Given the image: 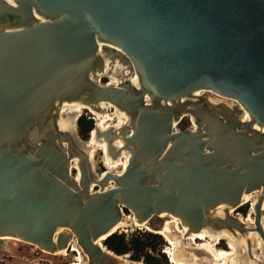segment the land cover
Here are the masks:
<instances>
[{
  "label": "water",
  "instance_id": "obj_1",
  "mask_svg": "<svg viewBox=\"0 0 264 264\" xmlns=\"http://www.w3.org/2000/svg\"><path fill=\"white\" fill-rule=\"evenodd\" d=\"M107 104L127 122L99 130ZM80 106L123 173L96 174ZM248 198L253 225L230 211ZM126 210L264 240V0H0V237L61 253L74 232L89 264H125L98 240Z\"/></svg>",
  "mask_w": 264,
  "mask_h": 264
},
{
  "label": "bare ground",
  "instance_id": "obj_2",
  "mask_svg": "<svg viewBox=\"0 0 264 264\" xmlns=\"http://www.w3.org/2000/svg\"><path fill=\"white\" fill-rule=\"evenodd\" d=\"M105 45L114 48L124 54L123 50L116 45L105 42L101 43V47ZM112 65L114 64L112 63V60H110L105 67V73H106V68ZM131 65H132V74L128 77L130 80L135 76V72H136L132 62ZM108 72H112V71L109 70ZM101 80L102 82H104L103 79ZM109 84L117 85L118 81L110 76ZM102 107L106 110V112L97 123V127L99 130H105L110 126L119 127L127 122V118L123 114L110 113L115 110L114 105L107 104V105H102ZM84 109L94 115L95 121L98 118L97 114L94 113L89 107L80 106L78 114L75 115L73 119L74 128L77 130H78V119L82 115V111ZM187 116L190 117L189 114ZM192 125L195 124L193 123ZM95 127H96V122L93 129L90 131L89 137L85 140L87 147L91 146L89 151V157L92 165L94 166L96 174L98 175L99 178H102L108 171L119 174L123 173L127 165L126 155L123 152H120L117 159L112 161L108 154V145L106 141L103 138H100V140L102 141L95 139ZM112 144L116 148L122 146V142L119 139H114L112 141ZM99 150L102 152V162L106 167V170H104L103 172H98L95 167L96 166L95 157L97 151ZM77 161H78L77 157L73 159L72 161L73 168L78 167V165L75 164L77 163ZM73 175L77 179V181H79V177H80L79 168L78 171H76ZM95 185L96 183L91 187L92 191L95 190L94 189ZM107 186H108L107 189L114 187L115 186L114 180L110 179L107 182ZM248 201L252 202V199L248 198L247 200L244 201V203ZM250 210L251 212L247 217V220L243 216H241L242 214L238 215V217L244 221H247L249 224L253 225L254 216H252V213H254L253 212L254 209L252 208V206ZM230 211L232 213L234 212L233 209H231ZM157 216L159 217L160 222L154 225L149 220L140 223L137 220H135L134 218L135 215L133 213L125 212V214L123 215L125 224L118 225V230L119 229L126 230L128 227L137 226V227H145L149 230L162 234L168 242L167 252L169 254L170 261L173 264H260L261 262L264 263V240L261 237L260 233L255 229L248 231L246 234H243L241 236L226 237L219 235L214 238L210 234L198 233L195 231L190 232L189 227L183 226L179 217L174 216L170 213L165 212L164 214H157ZM263 224H264V211H263ZM64 228H68L73 232V230L69 227H61V229L57 230L55 234V239L57 238L59 232L63 231ZM222 239L224 240L226 239L228 241L230 249H224L218 247V243ZM0 240H15V241L26 242L35 245L36 247H39L43 252L48 254H67L68 250L72 249L79 254L78 255L79 259L74 264H87L86 256L84 254L86 252L81 247L80 243L78 242V237L75 235L74 232L72 239L68 242V246L61 253H51L41 248L38 244L11 235L1 236ZM98 244H102L104 246L105 251L124 259L125 264H145L143 262L138 263V262H133V260L131 261L128 258L127 254L115 253L113 250H111L104 244L102 239L98 240ZM2 246H4V244ZM256 256H258V258H256Z\"/></svg>",
  "mask_w": 264,
  "mask_h": 264
},
{
  "label": "rangeland",
  "instance_id": "obj_3",
  "mask_svg": "<svg viewBox=\"0 0 264 264\" xmlns=\"http://www.w3.org/2000/svg\"><path fill=\"white\" fill-rule=\"evenodd\" d=\"M80 118L83 119L82 125H80ZM80 118L78 119V132L83 139H87L90 134L89 125L93 124L94 126L96 121L94 119V115L85 109L82 111ZM192 124L193 122L190 117L186 116L180 122L179 126L181 128H185L191 126ZM95 164L98 172L106 170V167L102 162V152L100 150L96 153ZM99 188V186H95L94 189L97 190ZM250 209L251 201H248L234 210L233 214H242L241 216L247 220V217L251 212ZM126 213H131V211L126 210ZM252 216H254V213H252ZM149 221L152 224H155L160 222V219L157 215H154V217H152ZM120 230L121 231H118L117 233L125 236V241L129 247V251L123 254H127L131 261L133 260V262L152 264L153 262L149 263L147 259L148 255H150V257H152L151 261H154L157 264H173L170 261L169 254L167 252L168 242L163 235L145 227L137 226L128 227L126 230ZM3 244L4 246H2ZM138 246L144 247V250L138 251ZM218 247L230 249L226 239H222L218 243ZM78 255L79 254L72 249H69L67 254H48L43 252L39 247L26 242L0 240V264H74L79 259ZM256 258H258V256H256ZM260 264L264 263L261 262Z\"/></svg>",
  "mask_w": 264,
  "mask_h": 264
},
{
  "label": "trees",
  "instance_id": "obj_4",
  "mask_svg": "<svg viewBox=\"0 0 264 264\" xmlns=\"http://www.w3.org/2000/svg\"><path fill=\"white\" fill-rule=\"evenodd\" d=\"M83 118V117H81ZM80 118V125L83 124V119ZM93 124H90L89 125V129L90 131L93 129ZM104 243L105 245L110 248L111 250L119 253V254H123V253H126L129 251V247L125 241V236L124 235H121L119 233H113L112 235H110L109 237H107L105 240H104ZM138 251H143L144 250V247L142 246H138ZM148 261L149 263L153 262L152 264H157L156 262L154 261H151L152 257H150V255H148Z\"/></svg>",
  "mask_w": 264,
  "mask_h": 264
},
{
  "label": "built area",
  "instance_id": "obj_5",
  "mask_svg": "<svg viewBox=\"0 0 264 264\" xmlns=\"http://www.w3.org/2000/svg\"><path fill=\"white\" fill-rule=\"evenodd\" d=\"M113 69H114V65H112V66L106 68V74L108 73L109 70L112 71ZM102 79H103V81H104L105 83H107V84L110 83V77L103 76Z\"/></svg>",
  "mask_w": 264,
  "mask_h": 264
},
{
  "label": "flooded vegetation",
  "instance_id": "obj_6",
  "mask_svg": "<svg viewBox=\"0 0 264 264\" xmlns=\"http://www.w3.org/2000/svg\"><path fill=\"white\" fill-rule=\"evenodd\" d=\"M159 223V222H158ZM157 223H155L154 225H156ZM152 231V230H151ZM158 233V232H157ZM160 234V233H159ZM162 235V234H161ZM105 244V243H104ZM84 253V252H83ZM85 254V256L87 257V254L86 253H84ZM86 261H87V264H89V258L87 257L86 258Z\"/></svg>",
  "mask_w": 264,
  "mask_h": 264
},
{
  "label": "snow or ice",
  "instance_id": "obj_7",
  "mask_svg": "<svg viewBox=\"0 0 264 264\" xmlns=\"http://www.w3.org/2000/svg\"><path fill=\"white\" fill-rule=\"evenodd\" d=\"M10 2H11V0H10Z\"/></svg>",
  "mask_w": 264,
  "mask_h": 264
}]
</instances>
